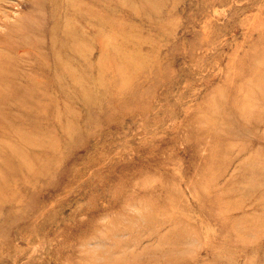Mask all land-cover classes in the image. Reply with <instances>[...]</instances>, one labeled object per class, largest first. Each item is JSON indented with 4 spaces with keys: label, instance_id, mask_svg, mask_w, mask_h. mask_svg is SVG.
Listing matches in <instances>:
<instances>
[{
    "label": "rangeland",
    "instance_id": "374dc122",
    "mask_svg": "<svg viewBox=\"0 0 264 264\" xmlns=\"http://www.w3.org/2000/svg\"><path fill=\"white\" fill-rule=\"evenodd\" d=\"M0 264H264V0H0Z\"/></svg>",
    "mask_w": 264,
    "mask_h": 264
},
{
    "label": "bare ground",
    "instance_id": "6f19581e",
    "mask_svg": "<svg viewBox=\"0 0 264 264\" xmlns=\"http://www.w3.org/2000/svg\"><path fill=\"white\" fill-rule=\"evenodd\" d=\"M75 2H76V1H75ZM82 2H83V1H82ZM84 4H85V3H84ZM70 5H71V4H70ZM75 5H76V4H75ZM75 5H74V6H75ZM76 6H77V5H76ZM83 6H84V5H83ZM85 7H86V5H85ZM82 11H83V10H82ZM66 12H67V11H66ZM84 12H85V11H84ZM68 16H69V15H68ZM65 18H66V17H65ZM63 20H64V18H63ZM91 20H92V19H88L89 22H90ZM39 44H40V43H39ZM60 45H61V44H60ZM50 49H51V48H50ZM62 49H63V48H62ZM38 50H39V49H38ZM50 51H52V50H50ZM54 52H55V51H54ZM52 53H53V52H52ZM35 54H36V53H35ZM58 56H59V55H58ZM40 57H41V56H40ZM58 59H59V58H58ZM45 63H46V62H45ZM45 63H44V64H45ZM55 64H56V63H55ZM58 64H59V63H58ZM40 66H41V65H40ZM45 67H46V66H45ZM46 68H47V67H46ZM41 74H42V73H41ZM68 78H69V77H68ZM60 82H61V81H60ZM60 82H59V83H60ZM39 83H40V82H39ZM59 83H58V84H59Z\"/></svg>",
    "mask_w": 264,
    "mask_h": 264
}]
</instances>
